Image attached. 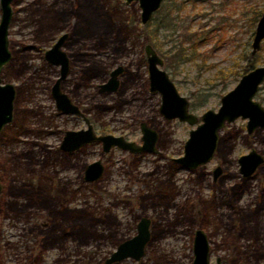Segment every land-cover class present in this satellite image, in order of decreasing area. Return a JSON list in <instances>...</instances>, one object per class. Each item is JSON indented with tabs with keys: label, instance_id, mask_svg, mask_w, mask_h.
<instances>
[{
	"label": "rangeland",
	"instance_id": "rangeland-1",
	"mask_svg": "<svg viewBox=\"0 0 264 264\" xmlns=\"http://www.w3.org/2000/svg\"><path fill=\"white\" fill-rule=\"evenodd\" d=\"M175 2L179 7L173 0L162 5L172 22L159 30L161 49L155 50L198 117L193 125L165 119L160 94L148 89L147 24L140 22L137 1L11 2V59L0 76L16 95L13 121L0 132V264H101L136 233L142 216L151 219L144 256L114 264H192L199 228L207 236L210 264L217 257L222 264H264V162L249 178L238 163L252 149L264 157V129L248 133L247 119L238 117L219 130L210 161L196 169L173 161L183 155L201 114L216 111L236 86L247 61L264 65V38L252 54L257 21L248 19L253 9L264 12V0ZM210 29L212 39L196 50L183 42ZM62 32L69 34L63 49L71 61L62 90L89 118L101 117L90 118L99 133L139 143V123L146 122L158 133L157 153L132 155L118 148L104 153L99 143L73 155L59 149L65 130L85 127L81 118L58 112L50 92L58 67L44 52ZM181 51L186 59L175 57ZM117 65L125 69L118 90L98 93L97 84ZM254 99L264 106V80ZM98 159L103 175L85 182V165ZM216 166L222 175L213 182Z\"/></svg>",
	"mask_w": 264,
	"mask_h": 264
},
{
	"label": "water",
	"instance_id": "water-1",
	"mask_svg": "<svg viewBox=\"0 0 264 264\" xmlns=\"http://www.w3.org/2000/svg\"><path fill=\"white\" fill-rule=\"evenodd\" d=\"M11 1L0 0V70L11 57L7 40V28L12 15ZM134 1L138 2L140 8L141 24L147 23L163 2V0H125V3L129 4ZM65 36L66 34L62 35L50 49L45 51L44 58L51 63L61 65L60 77L52 87V95L55 98L57 108L65 113H79L77 106L60 90V81L68 72V58L65 52L60 49ZM263 38L264 13L261 14L256 24L252 41V54H255L260 48ZM144 51L147 58L150 91H157L161 95L160 113L168 119L178 118L190 125L195 124L198 118L188 111L187 98L178 93L168 73L161 68L163 65L161 57L151 44H146ZM122 71L123 67L121 65L115 67L110 72L107 81L99 85L100 91L112 92L116 90L119 83L118 76ZM263 80L264 65L257 66L243 74L236 86L221 97V104L216 111L209 109L202 113L201 123L189 131V137L184 144L183 155L175 160L188 169H196L198 166L210 161L217 146L219 130L226 123H230L238 117L248 119L246 126L249 133L258 126L264 128V109L258 102L253 100L258 86ZM14 97V85L9 82L2 84L0 79V131L12 119ZM141 130V146L136 145L134 142L125 141L123 137L113 135L96 136L91 126H89L87 130L66 131L60 147L71 151L85 143L101 141L106 152L115 145L131 152L142 150L155 152L156 131L146 126L145 123L141 124ZM262 161V156L257 154L254 149L238 159L240 170L246 177L250 176ZM102 170L103 166L100 160L89 163L85 170V179L88 181L97 179ZM220 170V167H217L214 173L218 175ZM149 223L148 218H141L137 224V233L120 242L101 264H114L128 258L139 260L144 255L145 246L150 237ZM192 252V264H210L209 243L206 233L202 229H196L194 232ZM215 264H221L219 257L215 259Z\"/></svg>",
	"mask_w": 264,
	"mask_h": 264
},
{
	"label": "flooded vegetation",
	"instance_id": "flooded-vegetation-1",
	"mask_svg": "<svg viewBox=\"0 0 264 264\" xmlns=\"http://www.w3.org/2000/svg\"><path fill=\"white\" fill-rule=\"evenodd\" d=\"M13 1V0H12ZM11 1V2H12ZM163 1H165V0H163ZM11 2H10V7H11ZM0 10H1V7H0ZM11 10H12V7H11ZM264 13V12H263ZM12 14H13V11H12ZM155 14V13H154ZM153 14V15H154ZM140 16V15H139ZM261 16V15H260ZM259 16V17H260ZM0 17H1V14H0ZM153 17V16H152ZM259 17H258V19H257V22H258V20H259ZM11 18H12V15H11ZM152 19V18H151ZM150 19V20H151ZM149 20V21H150ZM10 21H11V19H10ZM148 21V22H149ZM147 22V23H148ZM49 24H48V26L50 25H52L53 26V29L56 27V23L55 22H53L52 24H51V21H49L48 22ZM147 23H145V24H147ZM9 24H10V22H9ZM9 24H8V27H9ZM145 24H142V25H145ZM64 34H66V36H65V38H64V40H63V42H62V44H61V46H60V49L62 50V51H64L65 52V50L63 49V46L65 45V43L67 42V40L69 39V34H68V32H62L60 35H58L56 38H55V40L53 41V43H52V45H51V47L53 46V44H55L56 42H57V40L62 36V35H64ZM145 38V37H144ZM7 40H8V28H7ZM146 41V40H145ZM146 44H150L149 42L148 43H146ZM145 44V45H146ZM145 45H144V47H145ZM51 47H49L48 49H50ZM153 47V46H152ZM154 48V47H153ZM8 49H9V47H8ZM47 49V50H48ZM46 50V51H47ZM143 50H144V48H143ZM10 51V50H9ZM157 52V51H156ZM144 53H145V51H144ZM10 54H11V52H10ZM44 54H45V52H44ZM65 54H66V56H67V58H68V72H67V74H66V76L60 81V90L63 92V93H65L63 90H62V87H61V85H62V83H63V81L68 77V75H69V71H70V57L68 56V54L65 52ZM158 54V53H157ZM10 59H11V57H10ZM10 59H9V61H10ZM45 59V58H44ZM145 59H146V63H147V58H146V54H145ZM46 60V59H45ZM8 61V62H9ZM47 61V60H46ZM7 62V63H8ZM48 63H50V64H52V65H55V66H57L58 67V76L54 79V81H53V83H52V85H51V88H50V92H51V96H52V98L54 99V103H55V107H56V109H57V111L58 112H60V113H62V114H66V115H71V116H77V117H79V118H81L82 120H83V122L85 123V127L84 128H80V129H77V130H65L64 131V135H63V137H62V139H61V142H60V144H59V149L63 152V154H65V155H73V154H76V153H79L80 151H82L85 147H87L89 144H93V143H99L100 145H101V148H102V151L104 152V153H108V152H110L112 149H114V148H118V149H121V150H123V151H127L128 153H130V154H132V155H137V154H141V153H144V152H150V153H157L158 152V148H157V141H158V138H159V136H158V133H157V131L155 130V129H153V128H151L146 122H144V121H141L140 123H139V128H140V131H141V137H140V142L139 143H137V142H135V141H132V140H128V139H126L124 136H122V135H113V134H110V133H99V132H97L96 131V129L94 128V126H93V124H92V122H91V120H90V118L91 119H96V120H99V119H101V117L100 116H91L90 118L88 117V111L85 109V110H83L82 108H80V106L78 105V104H76L71 98H70V96L68 95V94H66L68 97H69V99H70V101L75 105V106H77V108H78V110H79V113H71V112H62L61 110H59L58 108H57V106H56V102H55V98L53 97V95H52V87H53V85L55 84V82H56V80L60 77V71H61V65L60 64H54V63H51V62H49V61H47ZM7 63L6 64H4L3 65V67L5 66V65H7ZM118 66V65H117ZM116 66V67H117ZM2 67V68H3ZM2 68H1V70H0V73H1V71H2ZM115 68V67H114ZM113 68V69H114ZM255 68V67H254ZM112 69V70H113ZM112 70H110L109 71V73H108V78H109V75H110V72L112 71ZM124 67H123V71H122V73L118 76V81H119V83H118V87H117V89L116 90H118V88H119V86H120V79H119V77L124 73ZM250 71V70H249ZM248 71V72H249ZM247 73V72H246ZM245 74V73H244ZM243 75V74H242ZM242 77V76H241ZM107 78V79H108ZM0 79H1V76H0ZM171 79V78H170ZM82 81L84 82L85 81V79L84 78H82ZM107 81V80H106ZM105 81V82H106ZM80 83V85L81 86H83L84 84H87V81L85 82V83ZM105 82H102V83H99V84H97V91H98V93H100V94H102V93H109V91H100V84H103V83H105ZM1 83H2V79H1ZM7 83V82H6ZM174 83V82H173ZM2 84H4V83H2ZM175 85V84H174ZM260 86V85H259ZM259 86H258V88H259ZM15 88V87H14ZM148 89H149V91H150V86H149V78H148ZM177 89V88H176ZM116 90H114V91H112V92H115ZM257 91H258V89H257ZM256 91V92H257ZM151 92V91H150ZM157 92V91H156ZM151 93H155V92H151ZM158 93V92H157ZM179 93V92H178ZM256 94V93H255ZM254 94V95H255ZM15 95H16V90H15ZM14 99H15V97H14ZM188 100V99H187ZM253 100H255L254 99V96H253ZM256 101V100H255ZM256 102H258V101H256ZM160 103H161V95H160ZM260 105H261V107L264 109V106L260 103V102H258ZM160 107V106H159ZM13 110H14V100H13ZM13 110H12V119H11V121L10 122H8V123H6L3 127H2V129L3 128H6L5 126L6 125H8V124H10L12 121H13ZM188 111L190 112V113H192L191 111H190V108H189V101H188ZM159 112H160V110H159ZM161 114V113H160ZM193 114V113H192ZM162 116H163V114H161ZM202 115V114H201ZM196 116V115H195ZM164 117V116H163ZM197 117V116H196ZM165 118V117H164ZM198 118V117H197ZM241 118V117H240ZM165 119H167V120H171V119H168V118H165ZM172 119H177L178 121H180L178 118H172ZM242 119H247V118H242ZM200 120H201V116H200ZM247 121H248V119H247ZM181 122H186V121H181ZM198 122V121H197ZM196 122V123H197ZM142 123H145V125L146 126H148L149 128H151V129H153L154 131H156V133H157V140H156V143H155V148H156V151L155 152H152V151H145V150H142V151H138V152H131V151H129L128 149H123V148H121V147H119V146H117V145H115V146H113V147H111L110 149H109V151H104V149H103V143L101 142V141H94V142H88V143H85V144H83V145H81V146H79L78 148H76V149H74V150H71V151H68V150H64V149H62L61 147H60V145H61V143H62V140H63V138H64V136H65V133H66V131H80V130H87L88 128H89V126H91V128H92V131L95 133V135L96 136H101V135H113V136H115V137H123L124 138V140L125 141H127V142H134L136 145H138V146H141V144H142V130H141V124ZM187 123V122H186ZM195 123V124H196ZM201 123V122H200ZM189 124V123H188ZM199 124V123H198ZM246 124H247V122H246ZM256 128H260V129H264V128H261V127H256ZM255 128V129H256ZM2 129H1V131H2ZM246 129H247V126H246ZM254 129V130H255ZM253 130V131H254ZM0 131V132H1ZM252 131V132H253ZM248 132V131H247ZM249 133V132H248ZM251 133V132H250ZM184 147V146H183ZM184 150V149H183ZM216 150V149H215ZM262 156V155H261ZM180 157V156H179ZM176 158H178V157H176ZM176 158H173V161L175 162V163H177L178 165H180V166H182L179 162H177L175 159ZM262 158H263V161L260 163V164H262L263 162H264V157L262 156ZM98 160H100V159H98ZM96 161V160H95ZM101 161V160H100ZM92 162H94V161H92ZM91 163V162H90ZM89 164V163H88ZM88 164H86L85 165V167H84V169H83V175H82V179L85 181V182H87V183H92V182H95V181H97V180H99V178L103 175V173H104V165H103V163H102V161H101V164H102V166H103V170H102V173H101V175L97 178V179H95V180H92V181H88V180H86L85 179V170H86V167H87V165ZM259 164V165H260ZM258 165V166H259ZM183 167V166H182ZM217 167H220V166H216L213 170H212V172H211V174H212V181L213 182H216L218 179H219V177L222 175V168L220 167V173L218 174V175H216L215 173H214V171H215V169L217 168ZM198 168V167H197ZM240 172H241V170H240ZM242 173V172H241ZM242 175L244 176V174L242 173ZM244 177H246V176H244ZM250 176H248V177H246V178H249ZM1 184V183H0ZM1 190H2V187H1ZM0 195H1V192H0ZM62 200L61 199H56V202L57 203H60ZM143 217H145V216H142V217H140L139 218V220H138V222L141 220V218H143ZM145 218H148V217H145ZM149 220H150V223H149V233H150V225H151V219L150 218H148ZM138 222L136 223V233H137V224H138ZM199 229H201V228H199ZM135 233V234H136ZM134 234V235H135ZM133 235V236H134ZM150 238H151V233H150V237H149V240H150ZM149 240L147 241V243L149 242ZM122 242V241H121ZM120 243V242H119ZM118 243V244H119ZM147 243H146V245H147ZM146 247V246H145ZM144 256V255H143ZM142 256V257H143ZM220 260H221V258H220ZM221 264H222V260H221Z\"/></svg>",
	"mask_w": 264,
	"mask_h": 264
},
{
	"label": "trees",
	"instance_id": "trees-1",
	"mask_svg": "<svg viewBox=\"0 0 264 264\" xmlns=\"http://www.w3.org/2000/svg\"><path fill=\"white\" fill-rule=\"evenodd\" d=\"M164 1L162 2L160 8L155 12V14L158 15V19L156 20L155 23H153L151 20L147 23V26L145 27L144 31V36L145 40L148 41L156 50L161 49V43L158 42V37H159V30L161 28H167L170 26V22H172L167 16V12H163L164 7L162 6ZM173 3L176 4V7H179V5L173 0ZM182 4V2H181ZM259 14H261V11H258L256 9H253L252 11L249 12V20L251 22L257 21ZM152 24V25H151ZM213 29L207 30V31H198L194 33L191 37L186 36L183 40V42H188L190 45V48L196 50L198 47L206 43L207 41H210L213 37L212 32ZM177 56L178 59L183 60L186 59V55L181 51L180 53H176L175 57ZM174 58V57H173ZM166 63V60H164ZM256 67L255 63L253 60L247 61L246 65L243 67V74L248 72L249 70L253 69Z\"/></svg>",
	"mask_w": 264,
	"mask_h": 264
}]
</instances>
